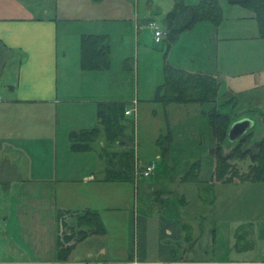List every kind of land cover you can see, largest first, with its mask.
Here are the masks:
<instances>
[{
    "label": "crops",
    "instance_id": "0c3cea01",
    "mask_svg": "<svg viewBox=\"0 0 264 264\" xmlns=\"http://www.w3.org/2000/svg\"><path fill=\"white\" fill-rule=\"evenodd\" d=\"M105 1L0 0V264H59L60 220L83 211L96 214L104 229L85 239H108L89 263L264 264L263 184L219 183L202 192L210 177L200 179L202 162L196 171L205 183L182 180L195 161L177 178L179 198L169 209L170 193L159 191L167 200L152 202L155 187L144 178L106 180L108 154L131 146L139 163L135 121L129 117L137 120L141 113L130 80L139 48L146 49L138 13L110 15ZM242 19L254 20V15ZM151 20L150 15L145 25ZM201 23L215 35L223 26ZM89 36L105 37L106 68H84L82 42ZM172 49L168 46L167 54ZM181 70L221 78L210 55L198 67ZM113 109L124 115L108 136L103 116L110 117ZM82 131L96 132L74 149L72 134ZM139 188L143 207L158 214L143 216V223L136 213ZM71 253L67 264H74ZM152 253L158 255L155 260L145 261L144 254Z\"/></svg>",
    "mask_w": 264,
    "mask_h": 264
},
{
    "label": "rangeland",
    "instance_id": "374dc122",
    "mask_svg": "<svg viewBox=\"0 0 264 264\" xmlns=\"http://www.w3.org/2000/svg\"><path fill=\"white\" fill-rule=\"evenodd\" d=\"M183 1L187 5H194L200 0ZM218 2L222 12L219 26H223L216 34L217 37L210 32V28H205L206 25L210 27L209 24L197 23L192 29L180 34L174 43L170 44L164 36L163 45L154 43V33L144 21L151 15L152 20L157 22L165 34L163 20L171 10L174 0H106L103 4L110 15L122 14V16L134 17L138 13V18L141 20L140 35L144 38L143 45L146 50L142 46L139 48L138 67L135 64L130 80L132 96L134 100L139 101L141 113L137 120L134 119V114L129 117L130 120L135 121V150L139 154V163H136V166L137 168H140V165L146 166L155 159L156 155L160 157L153 175L144 178V182L153 184L154 194L159 191L170 193L171 200L167 204L169 209L170 206L177 205L176 198H179L175 192L177 178L183 175L191 164L198 160L202 162L201 180L207 179L211 173V169L209 170L207 166L211 168L212 159L206 151L212 146L213 139L207 120L199 115L204 107L176 104L165 107L154 102L158 87L164 82L165 65H175L187 70L196 65L198 67L203 57L210 55L214 67L221 73L219 81L221 88L216 104L220 105L226 98L232 97L230 102L223 105V111L230 113L234 122L244 118L250 119L252 121L250 130L254 133V138L262 135L263 123L261 115L258 114L264 113V38L259 34L255 19L241 20L247 17L248 10L240 6H232L228 0H218ZM219 38H226L228 41L222 42ZM168 46L173 49L167 54ZM112 56L116 60L115 53ZM133 57L135 58L134 55ZM159 132L162 133V137L167 134L171 141L166 157L162 155L161 148L157 144ZM96 161L97 166L100 167V160L96 159ZM256 184H263L264 187V183ZM152 198L154 203L167 200L164 196L157 197L156 194ZM135 199L138 203L136 213L140 216V223L144 222V217H153L149 213L158 217L157 212L143 207L147 205L141 188L137 191ZM175 210L177 211V208ZM67 216L64 217L65 220L64 218L60 220L62 235L68 233V227L76 226L73 215ZM224 227L227 228L228 225L224 224ZM102 245L107 247L108 239L93 237L84 239L72 251L69 260L74 264L94 262L95 254ZM144 255L145 261H153L158 256L155 253Z\"/></svg>",
    "mask_w": 264,
    "mask_h": 264
},
{
    "label": "trees",
    "instance_id": "16d2710c",
    "mask_svg": "<svg viewBox=\"0 0 264 264\" xmlns=\"http://www.w3.org/2000/svg\"><path fill=\"white\" fill-rule=\"evenodd\" d=\"M228 3L251 12L257 21L259 34L264 38V0H228ZM221 18L222 12L218 0H200L194 5H187L183 0H174L171 10L163 20L166 40L170 44L174 43L180 34L192 29L199 22H209L217 27L221 22ZM82 43L84 68L91 70L106 68L109 62V47L105 37H84ZM163 74L164 82L158 87L155 102L165 107L171 104L200 105L204 107L203 116L211 129L213 139V145L207 151L212 159L213 168L207 181L209 185L202 187V192L219 183H264V113L261 114L263 125L262 135L259 138H254V133L249 130L236 141H230L228 131L234 120L230 117V113L223 111V105L230 102L232 97L226 98L220 105L216 104L219 99L220 82L213 77L188 73L169 65H165ZM121 115H124V111H117L116 109H113L110 117L104 114L103 121L109 130L108 136L112 135V125L118 123V118ZM110 119L116 120L113 122ZM95 132L82 131L72 134V147L81 149L80 142H84L86 138L94 135ZM168 138L169 136L166 134V136L157 140L164 157L167 156L168 145L171 142ZM105 158L107 181L134 182L136 160L131 146L119 154H108ZM200 163V161H197L192 165L190 170L182 177L184 182L205 183L199 180L198 171H196ZM156 195L161 197L159 192H156ZM62 215L60 214V218ZM73 217L76 226L68 227V233L60 234L57 238L56 261L59 264H67L69 255L78 242L89 235L104 233L100 219L96 214L83 211L75 213ZM76 229L77 231H75Z\"/></svg>",
    "mask_w": 264,
    "mask_h": 264
},
{
    "label": "built area",
    "instance_id": "2783aa9c",
    "mask_svg": "<svg viewBox=\"0 0 264 264\" xmlns=\"http://www.w3.org/2000/svg\"><path fill=\"white\" fill-rule=\"evenodd\" d=\"M148 26L154 33V42L155 43H161L162 40H163V37L165 36V34L161 31V29H160L159 25L157 24V22L154 21V20H151V21H149ZM134 111H135L134 108L130 109V110H127V111H125V115L129 116ZM155 168H156V162L155 161L150 162L146 166H141L140 165V168H137V166H136L135 172H134L135 173L134 178L136 180L138 178H148L151 175H153V172H154Z\"/></svg>",
    "mask_w": 264,
    "mask_h": 264
},
{
    "label": "water",
    "instance_id": "95a60500",
    "mask_svg": "<svg viewBox=\"0 0 264 264\" xmlns=\"http://www.w3.org/2000/svg\"><path fill=\"white\" fill-rule=\"evenodd\" d=\"M252 128V121L248 118L240 119L230 125L228 138L230 141H236L246 134Z\"/></svg>",
    "mask_w": 264,
    "mask_h": 264
}]
</instances>
